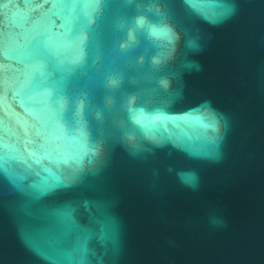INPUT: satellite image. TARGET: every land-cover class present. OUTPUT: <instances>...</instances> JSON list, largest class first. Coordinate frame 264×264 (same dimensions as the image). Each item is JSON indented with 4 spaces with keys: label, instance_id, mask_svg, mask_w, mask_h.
<instances>
[{
    "label": "water",
    "instance_id": "water-1",
    "mask_svg": "<svg viewBox=\"0 0 264 264\" xmlns=\"http://www.w3.org/2000/svg\"><path fill=\"white\" fill-rule=\"evenodd\" d=\"M0 264H264V0H0Z\"/></svg>",
    "mask_w": 264,
    "mask_h": 264
}]
</instances>
